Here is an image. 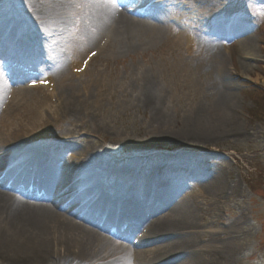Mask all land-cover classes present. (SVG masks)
<instances>
[{"label":"bare ground","instance_id":"1","mask_svg":"<svg viewBox=\"0 0 264 264\" xmlns=\"http://www.w3.org/2000/svg\"><path fill=\"white\" fill-rule=\"evenodd\" d=\"M142 1L145 3L140 0L129 9L124 3L113 4L109 0H30V11L24 19L18 17V22L10 20L8 23L0 15V41H15L14 49L29 56L23 64H30L32 70L41 66L40 80L54 82L52 96L56 105L52 108L46 104L48 109L44 108L41 114L35 113V120L29 123L31 129H26L15 120H22L23 113L31 107L34 91L24 85L25 73L19 68L10 66L12 76L0 77V109L9 98L10 88L14 89L5 113L0 115V143L16 148V151L0 154V177L6 170L0 180V262L228 264L233 256L228 239L220 238L221 234L215 231L201 232L198 201L195 196H182L180 186L175 182H193L199 189L197 199L206 206L221 204L233 196L234 187L224 180L219 168H205L203 156L185 154V150L180 149L164 156L156 154L172 162L153 166L145 176L137 177L134 170H130L139 154L162 143L190 146L216 136L239 133L235 131L236 119L233 117L236 97L229 79L224 76L225 59L218 53L223 43L221 39L225 37L220 23L214 22L215 17L221 19L217 14L221 10V0H154L145 10L141 8ZM139 3L142 4L140 7ZM186 6L190 7L191 16L197 17L201 12L199 22L208 21L210 27L204 28L207 33L199 34L192 28L187 29L178 34V41L184 46L192 67L207 79L209 89L216 92L212 107L198 106L197 110L193 109L172 124L165 104L169 92L156 80L154 72L147 69L140 76L131 73L124 91L135 93L134 97L128 95L131 96L129 102L135 103V108L149 112L150 117L145 138L129 145L132 154L122 156L121 163L125 167L111 173L97 153L82 144L63 150L70 160L63 159L66 165L58 177L57 165L51 162L58 152L37 148L25 134L39 136L53 121H75L79 129L91 126L84 136H77L84 143L91 135L95 134L97 138L109 129L102 112L89 111L87 99L81 100L75 94V89L79 88L75 78L80 76L71 72L81 67L83 59L74 54V47L70 45L73 42L67 38L68 33L72 36L78 33L72 20L82 19L84 30L81 34L85 35V44L97 45L100 52H109L108 56L118 58L145 52L149 45L162 38L165 31L162 24L170 20L193 21L194 18L184 12ZM245 32L235 22L227 37L236 36L234 48L250 60L252 42L243 36ZM16 33L20 37L13 36ZM7 48V43L0 44V54L8 56ZM43 55L49 59L41 60ZM230 57L234 71L244 73L250 67L241 60L235 62L231 54ZM6 61H10L9 58ZM177 129L181 132H175ZM18 157L20 159L16 160ZM30 174L40 177L38 183L34 181V185L43 191L40 197L18 190V180ZM85 184L88 186L79 190ZM66 199L70 200L67 206L63 204ZM119 225L121 228L127 225L123 233L111 230ZM234 228L235 225L232 230ZM142 231L144 234L137 237L136 234ZM136 237L138 243L134 245ZM202 241L206 244L202 245ZM142 247L146 249H140Z\"/></svg>","mask_w":264,"mask_h":264},{"label":"rangeland","instance_id":"2","mask_svg":"<svg viewBox=\"0 0 264 264\" xmlns=\"http://www.w3.org/2000/svg\"><path fill=\"white\" fill-rule=\"evenodd\" d=\"M29 3L30 0H0V15L8 20V23L18 22V17L23 18L26 16V12L30 11ZM184 6L185 4H183ZM219 7L221 10L217 14L221 19L217 20L215 17L214 22L220 23L226 34L230 27L237 22L246 31L243 36L248 37L252 42L250 60L239 55L238 49L234 48L235 41H237V37L234 35L231 39L227 37L221 39L223 43L218 50L226 62L224 76L229 79L228 81L232 85L231 91L236 97L233 117L236 119L235 131L239 133L216 136L210 141L190 144V146L181 143L177 147L174 144L165 145L162 143V145L139 154V158L132 164L130 170H134L137 177L145 176L149 174L153 166L172 162L171 159H165L156 154L164 156L180 149L185 150V154L193 153L196 156H203L202 163L205 168H219L224 180L234 187V194L224 203L206 206L200 199H197L199 189L193 182L175 180L180 186L179 193L181 195L188 196V198L195 196L194 198L198 201L201 208L198 213L201 232L208 234V232L215 231L221 234L220 238L229 240L233 256L228 264H264V0H221ZM189 9L190 7L186 6L184 12L187 13V16L194 18L193 21L178 18L175 23V19H173L174 21L170 20L162 24L165 29L162 38L149 45L145 52L132 56L124 54L118 58L108 56L109 52H100L97 45L85 44V35L81 34L84 30L82 19L72 20L74 23L72 26L78 33L74 36L72 33H68L67 38H69L68 41L72 40L73 42L70 45L74 47L72 49L74 54H78L81 60H84L90 52H97L81 74L75 72L76 69L71 72L72 69L69 66V72L80 76L75 78L76 85L79 87L75 89V94L81 100L87 99L86 106L90 109L89 111L96 110L98 114L102 112L106 118L105 125L109 129L100 137L96 138L93 134L86 140L83 138L84 143L77 136H84L91 126L79 129L75 121H53L50 128L39 136H34V133L30 134L29 132L25 134L31 137L30 141L37 148L54 149L55 152H58V155H54L51 160L52 163L58 165V176L66 165L63 159L70 158L69 154L64 151L82 144L88 145L97 153L99 159L105 163L106 169L111 173L125 167L124 163H121L122 156L132 154L129 145L145 138L143 136L146 134L145 128H148L150 117L149 112L135 108V103L129 102L131 96L128 95L132 94L125 91L131 73L132 75L138 73L140 76L147 69L154 72L156 80L169 92L165 104L169 111L168 119L172 124L180 121L183 116L189 115L193 109L197 110L198 106L204 109L212 107L216 100V92L209 89L205 81L207 79L201 76L195 67H192L189 58L185 56L184 46L178 41V34L187 29L192 28L199 34L203 31L207 33L204 28H210L208 21L199 22V18L202 17L201 12H198L199 15L194 17L190 15ZM78 11V8L75 9L76 13ZM196 19L198 20L196 21ZM196 22L197 25H193ZM195 27H198L199 30ZM6 28L10 29V27ZM16 34L13 36L20 37ZM6 41H0V44L7 43L6 53L8 56L0 55L3 58H10V64L13 67L26 69V66L30 64L23 67L21 63L28 60L29 56L14 49L15 41ZM230 54L235 62L241 60L250 65L246 72L242 73V70H239V73L233 70ZM46 56L43 55L40 59H49ZM37 68L39 69L40 66ZM33 72L40 73L36 71L31 73L30 71L28 76L25 75V86H27V82L33 83L39 80L37 76L31 75L34 74ZM9 76L11 77L10 67L0 68V77L6 79ZM214 79L218 81L217 77ZM52 83L54 84V82ZM53 84L49 88L33 89L31 107L23 113L22 120L18 121L13 117V121L15 120L17 124L22 123L26 129H31L29 123L35 120V113H44V108L48 109L47 106L55 108L54 96H52L53 89H55ZM13 90L10 88L6 104H1L0 115L5 113ZM132 96L134 97L135 93ZM175 132L180 133L181 130L177 129ZM2 144L0 143L1 155L4 152L16 151V148L4 147ZM4 182L8 181L4 180ZM87 186L85 184L79 190ZM54 200L55 198L52 197V201ZM69 203V199L63 202L65 206ZM233 225L235 228L232 230ZM200 243L206 244L205 241ZM140 249H146V247ZM0 264L5 263L0 262Z\"/></svg>","mask_w":264,"mask_h":264}]
</instances>
